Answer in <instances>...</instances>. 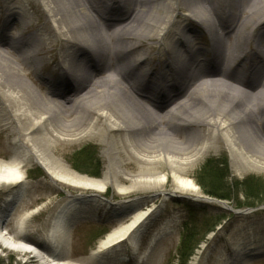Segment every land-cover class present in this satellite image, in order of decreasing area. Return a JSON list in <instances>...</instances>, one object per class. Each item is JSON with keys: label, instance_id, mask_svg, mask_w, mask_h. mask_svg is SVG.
Returning <instances> with one entry per match:
<instances>
[{"label": "bare ground", "instance_id": "bare-ground-1", "mask_svg": "<svg viewBox=\"0 0 264 264\" xmlns=\"http://www.w3.org/2000/svg\"><path fill=\"white\" fill-rule=\"evenodd\" d=\"M36 1L49 24L50 38L46 36L47 26L39 28L34 34L27 32V38H22L24 31L33 32L37 28L33 20L37 8L31 7L32 3L28 4L35 10L31 16L22 5L23 0H0V18L5 17L1 34L11 29V25H16L20 34L13 37L19 47L6 42L2 46L5 49L0 50V128L4 127L1 131H9V136H13L9 159H0V186L15 189L0 209L2 249L17 253L23 260L33 259L38 264H86L84 260H70L67 252L77 224L75 211L94 202L108 204L101 196L107 186L114 185L123 195L139 187L161 188L167 181L166 175L149 171L135 178L130 188L119 186L117 177L121 172L115 173L112 166L119 164L120 152L143 160L145 165L164 161L174 190L190 194L196 200L207 197L198 191L191 179L184 177L183 167L197 163L207 151H218L223 145L235 170H264V159L258 156L264 155V88L261 89L264 85V18H257L264 11V0ZM138 7H141L139 11ZM146 8L155 17H150L152 28L143 31L135 29L134 21L124 18L126 14L139 15ZM174 10H185L188 14L177 22ZM111 13H115L116 17L108 20L105 16ZM186 17L206 31L212 41L207 52L193 47L196 29L180 25ZM134 34L148 42L160 37L169 39L167 53L171 52V56H165L164 72L153 74L144 69L147 56L136 54L138 39ZM103 35L107 44L105 48H100ZM215 35L226 37L231 42L215 48V39L212 40ZM119 38L125 40V47L118 43ZM51 39L53 41L50 42ZM58 42L64 50L60 64H57L58 79L50 83L43 80L45 92L36 93L25 80H21L26 69L27 73L37 69L35 64L29 67L26 61L31 59L35 63L39 57L41 61L42 48L45 53V45ZM248 44L253 48L249 56L244 50ZM180 47L186 49V55L180 53ZM10 52L17 55V65L20 61L23 63L21 68L13 65L14 55ZM208 52L212 53V58L203 60ZM19 53L27 59L22 60ZM92 54L96 58L87 59ZM124 56L131 57V61L130 65L122 67L120 60ZM249 61L255 63L248 68L245 64ZM84 63H87V79L80 75L84 72L80 69ZM53 64H56L55 61H51L49 66ZM256 74L258 79H254L252 85L248 84L247 80ZM204 76H220L223 82L206 81L194 86ZM229 78L238 80L237 84L242 82L240 84H244L246 90L242 92L224 83ZM58 84L66 85L68 93L58 92ZM92 85L95 98L90 100L84 92ZM212 85L213 88L225 86L226 96L219 90H211ZM203 86H208L204 90V101L209 105L199 110L193 108L194 111L188 114L182 113V108L190 106L188 93L191 88L194 92ZM162 90L170 93L164 100L165 92ZM238 91L247 95L245 99L248 102L237 100L236 95H241ZM80 101L84 102L87 119L82 114H76L79 108L75 105H79ZM70 106L75 108H72L71 114L75 116L64 119ZM100 121L104 126H99ZM170 125L189 130L188 135L193 136V142L190 140L192 144H184L174 137L169 131ZM111 133L118 134V138L110 137L106 152L109 166L101 179L78 174L52 153L58 143L66 145L93 135L105 142ZM29 163L42 168L52 181L63 186L97 193L72 196L67 192L65 203L44 221L38 239L24 237L23 219H13L14 204L21 201L24 170ZM167 194L174 193L162 192L164 200ZM140 201H123V204L136 207L118 220L91 256L106 250L120 252V245L124 243L131 248L133 255H137L138 247L150 228V216L157 217L159 211V208L140 211ZM220 205L228 206L226 203ZM12 219L16 227L10 234L6 225ZM150 242H153V235ZM236 250L234 246L232 251L236 253ZM247 253H251L250 256L253 251ZM231 260L229 264H232ZM241 261L243 258L235 260V264Z\"/></svg>", "mask_w": 264, "mask_h": 264}, {"label": "rangeland", "instance_id": "rangeland-1", "mask_svg": "<svg viewBox=\"0 0 264 264\" xmlns=\"http://www.w3.org/2000/svg\"><path fill=\"white\" fill-rule=\"evenodd\" d=\"M29 3H32L33 8H37L35 11L33 8L28 6ZM158 3V2H157ZM22 5L26 9L29 15L32 16V13L35 11V15H33L34 23L37 25V28L32 32L31 30H26L23 32L22 38H27L28 33H35L39 28L47 26V37H51L52 34L49 32V24L46 20L44 11L42 7L38 4L36 0L25 1L23 0ZM141 7L137 8L139 11ZM152 12L149 9H144L141 13L130 15L126 14L124 18H128L129 20H133V26L135 29H139L143 31V29L152 28L150 23L151 18L154 17ZM115 13H111L105 16L108 20L109 18L116 17ZM176 14V15H175ZM187 12L185 10H174L173 16L177 19L175 21L178 22L184 16H187ZM138 15V16H136ZM5 17L0 18V28L3 27V21ZM155 18V17H154ZM257 18H264V11L257 15ZM128 19H124L127 21ZM186 27H192L196 29V33H194V41L193 47L204 49V53L211 49V40L208 39L206 35V31L201 30L194 21L191 19L185 18V21L182 20L180 24ZM11 29H8L6 32V36L0 33V50L5 49L2 47L6 42L7 45H15L18 46V42H16L15 38L16 34H19V28L16 25H11ZM132 30V29H131ZM138 39L137 41V51L136 54H142L143 57L147 56V61L145 63L144 69L152 72L153 74H161L165 71L164 67V59L165 56L170 57L171 52L167 53V46L169 39H165L160 37V39H156L155 41L148 42L146 40H142L138 35L134 34ZM45 36V37H46ZM12 37V38H11ZM127 37V36H125ZM118 42L122 46H126L125 40L119 38ZM118 39V40H119ZM214 47L218 48L221 45H226L231 42V40L226 37H217L216 35L213 37ZM53 41L52 39L50 42ZM107 44V38L103 35L101 40L100 48H105ZM19 47V46H18ZM44 47L42 48L43 59L40 61V57L36 59L34 63L33 60L25 58V56L21 55L22 60L27 59V63L30 66H35L37 69L34 72H28L27 69L25 72V77H21L22 81H26L30 87L39 94H43L45 92L46 83H50L49 81L56 82L58 79V71L57 64H60L61 56L64 52L61 43H50L49 45H45V53ZM252 45L248 44L244 47V50L247 51V55L249 56L252 51ZM185 48L180 47V53L182 55L185 54ZM5 50H3L4 52ZM6 52V51H5ZM14 55L12 60L14 61L13 65L21 68L22 62L17 65L19 62L17 60V55ZM15 58V59H14ZM96 55L92 54L87 59H95ZM212 58V53H206L202 59L209 60ZM201 59V57L199 58ZM35 61V60H34ZM51 61H55L56 64L51 66ZM122 67L125 65H130L131 57L124 56L121 60ZM254 64V61H249L245 65L249 68V66ZM87 63L82 64L80 67L81 70L85 69ZM249 73L250 70L245 68ZM18 76V75H17ZM258 76H253L250 80L248 79V84L252 85L254 79H258ZM19 79V77H16ZM44 80V81H43ZM223 82V79L219 76L217 78L212 77H200L199 80L196 81L194 86H198L203 82ZM226 84H230L233 87H236L240 90H246V86L244 84H237L236 79H226L224 80ZM165 83V82H164ZM163 83V85H164ZM223 83V85H225ZM59 85V84H58ZM209 85V84H208ZM217 85V84H214ZM218 85V87L211 86V90H219L222 95L227 94V90L225 86ZM66 86V85H65ZM63 85H59L58 92L66 91V88ZM240 86V87H239ZM264 88V85L261 89ZM164 89V88H162ZM208 89V86H203V88L193 89L188 93V99L190 106H186L181 109V112L185 114L190 113L193 108L199 110L202 106L209 105L207 101H204L206 94L204 90ZM164 91V90H162ZM239 92V91H238ZM241 94V92H239ZM84 94H87L88 98L94 99L95 92L93 90V85L87 87ZM237 94V93H236ZM83 95V93H81ZM239 95V94H238ZM226 96V95H225ZM236 97L237 100L243 102H248L245 98L247 95L244 94ZM187 99V98H186ZM85 101V100H84ZM252 101V100H251ZM82 101L78 102L75 107H78L76 114H82V116L87 119V112L85 111V107H83ZM178 104V103H176ZM70 106V109L66 114H64V119H71L74 116L72 114L73 110ZM67 110V109H66ZM75 110V108H74ZM238 110V109H236ZM103 121L99 122V126H104ZM163 126V125H161ZM4 128V127H1ZM0 128V159L7 161L11 155V147H12V139L13 136H9V131L4 132L1 131ZM170 132L174 135V137L178 138L179 141L191 143L193 142V136L190 134L189 130L184 128H177V126L170 125ZM192 133H195L192 131ZM118 138V134L111 133L106 137L105 142L101 141L96 136L86 137L81 140H76L71 142L70 144L62 145V143H58L55 147V150H52V153L58 159H61L71 170L72 169V158L75 157V154L81 150V148H88L89 152H94L100 164L101 173L99 178H91L87 175H83L77 171L78 174L86 176L91 179H101L103 173L106 171V168L109 166V159L106 155L107 150L109 149L110 137ZM188 138V139H187ZM192 140V142L190 141ZM143 156H154L157 155H143ZM264 159V155H258ZM119 164L117 166H112V171L115 173L121 172V174H117V182L119 186L123 188H130L133 180L143 175V173H147L149 171L157 172L158 174H164L167 176L166 183L161 188H152V187H139L130 189L126 194H120L115 187L107 186V189L101 196L108 204L94 202L92 204L79 207L78 210L75 211L77 224L75 225L72 234L71 241L69 243V248L67 250L70 260H84L86 264L91 263H101V261H113V263L109 264H180V259L177 254V250L179 247V243L181 237L184 235L187 230H191L195 228L194 231L198 236L202 234L204 231L203 220H208L210 217L208 215H214L217 212H223L226 215V219L215 229L214 232L209 233L205 239L197 246L194 254L190 257L187 264H229L231 263V259H233L232 264H235V260L242 259L240 264H264V202L261 205H257L254 208H236L237 203L244 204L247 201L245 198V190L247 188L251 189V186L257 185V183H262L261 188L263 189L260 193L261 196L264 197V170L257 171H241L232 166L229 154L221 145L220 150H210L207 151L202 158L195 164L190 166L183 167L185 169V178L191 179L198 191L204 196L200 187L196 184V176L199 169L204 165V163L208 160L216 161L217 163H225L228 166V177L226 180L228 186L231 188L230 190V201H227L233 209L238 211L247 212L242 215H233L226 211L221 210V208L217 205L204 203L201 200H196L190 194L179 193L174 190V186L172 184L170 178V172L164 161L160 163H153L151 165L143 164V160H138L132 158L130 155H124L122 152L118 155ZM130 176L132 179H129ZM25 181L22 184L23 194L20 202H15L14 204V216L13 219H23V229L25 231L24 237L38 239V234H40V228L43 225L44 221L48 218L49 215L53 211H55L58 207L65 203L66 193L68 192L72 196L85 194V195H96V192L90 190H83L78 188H69L63 186L57 182L52 181L39 166L29 163L27 168L24 170ZM244 185H242V183ZM15 191L12 186H0V209L2 207L3 202L8 198L10 194H13ZM174 193L167 194L165 200L161 193ZM258 194V195H260ZM16 195V194H15ZM154 195L157 197L152 199ZM169 195V196H168ZM207 196V195H205ZM17 199V195L14 197V200ZM140 199L139 210L144 211L147 209H156L159 208L158 213L155 216H150L148 221L149 230L146 237L140 243L137 251L136 257L130 254V247L127 244H121V251H112L109 250L98 253L97 256H91L92 251L97 249V246L101 240L105 238L107 234H109L117 225L118 220L121 217L129 214L133 210L134 207L132 204H123V201ZM184 202L190 203L194 206L195 211L193 214V220L189 222V217L187 210L182 206ZM14 203V202H12ZM130 205V206H127ZM199 207H206V211H199ZM220 209V210H219ZM10 220L6 225V229L10 234L14 233L16 224L15 222ZM153 220V221H152ZM36 230V231H35ZM109 231L106 235L101 236L102 232ZM35 231V232H33ZM102 231V232H101ZM153 235V242L151 243V236ZM236 246V253L232 251V248ZM241 249V250H240ZM249 250H252L251 253H247ZM97 251V250H96ZM245 255H241L242 253ZM0 264H38L33 259H25L23 260L17 253L2 249L0 247Z\"/></svg>", "mask_w": 264, "mask_h": 264}, {"label": "trees", "instance_id": "trees-1", "mask_svg": "<svg viewBox=\"0 0 264 264\" xmlns=\"http://www.w3.org/2000/svg\"><path fill=\"white\" fill-rule=\"evenodd\" d=\"M72 169L75 171L87 175L91 178H99L101 173L100 164L94 152H89L88 148H81L75 157L72 158ZM228 177V166L225 163H217L213 160H208L199 169L196 176V184L200 187L203 194L222 201H230V190L225 179ZM245 182L242 183L244 185ZM262 183L251 186L245 190V198L247 201L244 204L237 203L236 208L243 207L254 208L257 205H261L264 202V197L261 196ZM260 194V195H258ZM182 206L187 210L189 222L193 220V214L195 211L194 206L188 202H184ZM206 211V207H199V211ZM220 210V209H219ZM210 219L203 220L204 231L200 236L194 231V228L187 230L181 237L177 254L180 259V264H187L190 257L194 254L197 246L205 239V237L214 232L215 229L227 218L223 212H217L214 215H208ZM104 231V230H103ZM102 232V231H101ZM108 231L102 232L101 236L105 235Z\"/></svg>", "mask_w": 264, "mask_h": 264}, {"label": "water", "instance_id": "water-1", "mask_svg": "<svg viewBox=\"0 0 264 264\" xmlns=\"http://www.w3.org/2000/svg\"><path fill=\"white\" fill-rule=\"evenodd\" d=\"M206 201H209V202H213V203H218V204H224L226 202H221V201H216V200H212V199H208ZM221 208L223 210H225L226 212L228 213H231L233 215H242V214H245L247 212V210L245 211H237V210H234L232 206L228 205V206H225V205H221Z\"/></svg>", "mask_w": 264, "mask_h": 264}]
</instances>
